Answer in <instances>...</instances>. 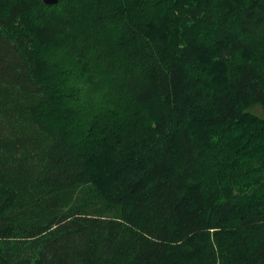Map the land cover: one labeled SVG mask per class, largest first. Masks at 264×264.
<instances>
[{
	"label": "trees",
	"instance_id": "16d2710c",
	"mask_svg": "<svg viewBox=\"0 0 264 264\" xmlns=\"http://www.w3.org/2000/svg\"><path fill=\"white\" fill-rule=\"evenodd\" d=\"M0 264H264V0H0Z\"/></svg>",
	"mask_w": 264,
	"mask_h": 264
},
{
	"label": "water",
	"instance_id": "95a60500",
	"mask_svg": "<svg viewBox=\"0 0 264 264\" xmlns=\"http://www.w3.org/2000/svg\"><path fill=\"white\" fill-rule=\"evenodd\" d=\"M59 0H42L44 5L52 6L58 3Z\"/></svg>",
	"mask_w": 264,
	"mask_h": 264
}]
</instances>
